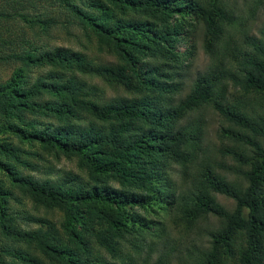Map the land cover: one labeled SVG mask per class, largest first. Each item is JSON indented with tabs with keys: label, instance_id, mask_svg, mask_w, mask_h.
Wrapping results in <instances>:
<instances>
[{
	"label": "trees",
	"instance_id": "trees-1",
	"mask_svg": "<svg viewBox=\"0 0 264 264\" xmlns=\"http://www.w3.org/2000/svg\"><path fill=\"white\" fill-rule=\"evenodd\" d=\"M262 12L0 0V264H264ZM74 28L113 61L59 45ZM198 39L210 61L190 80ZM171 222L195 238L185 251Z\"/></svg>",
	"mask_w": 264,
	"mask_h": 264
},
{
	"label": "rangeland",
	"instance_id": "rangeland-1",
	"mask_svg": "<svg viewBox=\"0 0 264 264\" xmlns=\"http://www.w3.org/2000/svg\"><path fill=\"white\" fill-rule=\"evenodd\" d=\"M263 28H264V12H262L259 15L257 21L255 22L253 34L257 37H261L262 36L261 30ZM73 32H74L75 36L66 34L65 32L61 33L58 37V44L63 45V46H67V47H72V48L77 49V50H85L88 47H92L91 53L96 58H99L101 60H106V61H113L114 58L112 56L101 53L97 50V48L95 46H91L89 44L88 38L85 36V34L82 32L81 29L74 28ZM183 49H185V48H183ZM209 61H210V59L204 50L203 43L201 42L200 39H198L197 44H196L195 53H194L193 68L191 69V71L189 73L190 80L192 78H194L199 71L205 70ZM7 72H9V70ZM107 94L109 96H114L115 92L112 89H108ZM209 115H210L209 117H210V121H211L212 137L216 142L220 143V140L218 138V132L224 124V119H223L224 117L219 112L218 113H210ZM51 160H52V165L54 166L55 169L77 171L76 165L72 161H69L66 159L56 160L53 158H51ZM36 174L41 175L39 173H36ZM220 200L226 206H228L230 208L234 207L233 200H231V199H229L223 195H220ZM56 217H58V214H56ZM170 229H171V235H170L171 236V238H170L171 239V249L174 248L176 251H179V250L185 251V247L190 245L192 240L195 241L193 234H192V236H190L191 234L186 233L184 231L183 226L180 227V226L176 225L174 222H171L170 223ZM199 241L205 242V239L203 238V239H200ZM159 252H160V246H158L156 248V250L154 251V254L152 257L153 260H155L157 258ZM146 255L147 254H145L144 256H146Z\"/></svg>",
	"mask_w": 264,
	"mask_h": 264
}]
</instances>
